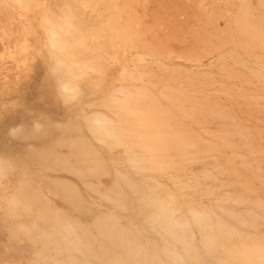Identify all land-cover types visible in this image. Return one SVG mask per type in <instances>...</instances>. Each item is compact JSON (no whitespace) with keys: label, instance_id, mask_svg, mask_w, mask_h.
<instances>
[{"label":"rangeland","instance_id":"374dc122","mask_svg":"<svg viewBox=\"0 0 264 264\" xmlns=\"http://www.w3.org/2000/svg\"><path fill=\"white\" fill-rule=\"evenodd\" d=\"M0 158V264H264V0H0Z\"/></svg>","mask_w":264,"mask_h":264},{"label":"clouds","instance_id":"9594fccd","mask_svg":"<svg viewBox=\"0 0 264 264\" xmlns=\"http://www.w3.org/2000/svg\"><path fill=\"white\" fill-rule=\"evenodd\" d=\"M53 74L56 75L54 72ZM67 83L66 80L59 83L58 91L60 98L65 106L77 104L81 99V90L78 94L70 93L65 87ZM32 131L35 134L42 133L44 131V124L39 119L34 120L32 123ZM24 132V125H17L9 129V136L15 139L22 137ZM13 163L14 161L8 158H0V165L10 168ZM18 234L22 242L33 249L34 264H39L42 260L44 253L48 250L50 242H53L57 238H63V233L59 225L39 217L33 218L29 223L24 224L19 229Z\"/></svg>","mask_w":264,"mask_h":264},{"label":"bare ground","instance_id":"6f19581e","mask_svg":"<svg viewBox=\"0 0 264 264\" xmlns=\"http://www.w3.org/2000/svg\"><path fill=\"white\" fill-rule=\"evenodd\" d=\"M150 202V201H149Z\"/></svg>","mask_w":264,"mask_h":264}]
</instances>
